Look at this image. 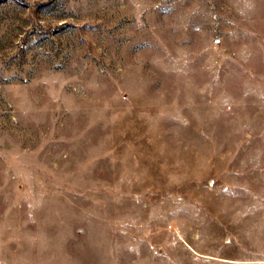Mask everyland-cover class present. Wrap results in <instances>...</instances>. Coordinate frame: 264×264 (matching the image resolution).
Segmentation results:
<instances>
[{
  "label": "rangeland",
  "instance_id": "rangeland-1",
  "mask_svg": "<svg viewBox=\"0 0 264 264\" xmlns=\"http://www.w3.org/2000/svg\"><path fill=\"white\" fill-rule=\"evenodd\" d=\"M0 264H264V0H0Z\"/></svg>",
  "mask_w": 264,
  "mask_h": 264
}]
</instances>
